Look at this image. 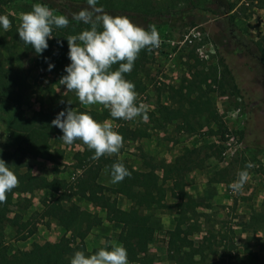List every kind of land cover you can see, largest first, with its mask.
<instances>
[{"label":"rangeland","instance_id":"374dc122","mask_svg":"<svg viewBox=\"0 0 264 264\" xmlns=\"http://www.w3.org/2000/svg\"><path fill=\"white\" fill-rule=\"evenodd\" d=\"M138 1L132 0V4ZM211 1L157 0L154 4L156 9L163 12L159 21L151 24L158 30L161 44L151 51L145 49L141 56L139 75L146 85V90L138 93L137 102L147 105V113L156 111L160 104H167L176 119L159 129L153 128L148 119L145 121L141 117L132 121L120 120V123L112 120L116 130L124 138L123 147L114 156L136 168L150 163L155 165L157 172H162L160 162L164 158L160 155L161 152L157 151V146L163 143L173 151L176 143H182L180 153L191 150L192 157L199 163L193 170L199 171L201 165H205L210 169V179L224 180L237 179L238 173L245 170L249 162L252 163L254 167L247 169L253 177L252 182L248 181L244 187L249 185L253 186V189L238 191L228 213H225L223 219H216L220 222L219 225L214 226V223L208 220L207 229L211 235L207 236L208 241L204 243L207 247L204 248L206 253L202 263L234 264V258H223L224 250L228 249L218 248L221 240H211L215 234L212 230H216L218 226H227L226 223L231 221L230 216L251 215L253 212L264 211V7L262 0H226L234 5L230 12L233 15L231 23L227 19L228 13L213 14L205 9L211 5ZM34 3L39 2L7 0L4 6L19 23L20 15L30 11ZM190 19L196 20V24H190ZM140 23L144 28L147 26L146 21ZM33 62V53H28L23 58L28 79L33 83V87L26 94L23 107L32 113L33 109L38 107L36 101H39L41 108L56 112L64 101L61 96L65 94L66 87L59 83L60 79L53 73H49L45 85H40L38 79L48 73L40 74ZM206 75L208 79L203 83L202 79ZM91 107L97 112L103 109L102 105ZM15 110L17 108L7 99H2L0 118L12 114ZM211 110H217L221 116L222 127L217 134L205 133L206 125L218 130L210 114ZM184 117L196 127L205 124L201 132L190 133L185 128L182 129ZM104 120L106 119L100 121ZM164 130H167L165 134ZM231 135L241 141V145L232 144L229 149L227 139ZM16 143L15 135L9 131L0 132V144L7 150L14 148ZM67 146L63 142L65 154L62 160L69 162L71 151ZM224 151L226 153H223ZM62 160L58 169L67 177L72 168L71 165L62 163ZM184 179L186 182L191 180L189 172L185 174ZM19 197V193H16L12 210L18 208L21 202ZM167 200L172 201L169 193ZM67 206L70 208L69 214L63 220L72 227L73 233L66 237L71 239L77 230L84 228L83 221L88 211L80 206L77 213L78 211L72 210L70 203ZM35 208L37 211H32L28 206L22 211V215L23 219L30 221L36 229L35 222L42 217L43 212H39L41 207ZM156 209H152L151 214L158 211ZM175 210L176 208L167 209L170 213ZM195 212L189 211L191 215H195ZM181 218L182 215L179 216V219ZM241 225L247 227V221L243 220ZM121 229L113 226L104 239L121 244L118 240ZM258 232L264 236V228ZM226 235L229 236L228 233ZM262 236L252 233L244 237L247 238V242L243 243L244 248L252 255L250 264H264L263 253L252 252L249 248L258 249L260 245H264V240H260L264 239ZM95 239L93 237L91 243H96ZM29 243V239H17L14 227L5 225L0 229V264L6 261L12 252L28 247ZM223 245L229 248L230 242L225 239ZM176 259L170 257L164 249H158L150 250L144 260L145 264H178ZM129 264L139 263L129 261Z\"/></svg>","mask_w":264,"mask_h":264},{"label":"trees","instance_id":"16d2710c","mask_svg":"<svg viewBox=\"0 0 264 264\" xmlns=\"http://www.w3.org/2000/svg\"><path fill=\"white\" fill-rule=\"evenodd\" d=\"M7 0H0V15H7L11 21V28L5 31L0 25V105L2 99H7L14 107L16 112L11 117L8 127L11 130L24 133L20 143L13 151L0 148V158H2L9 168L17 175L19 184L11 192L7 193V202L0 203V229L5 225L14 227L17 239L24 240L31 236L34 231V225L23 219L22 211L30 204V198L23 196L16 210H12L14 195L16 193L31 194L38 189H48L53 192H59V196L53 201L45 204L46 213L53 218L63 220L69 214L70 208L62 204V200L69 194L79 196L94 206L105 209V219L109 222H119L122 229L118 234V240L127 250L128 261L145 264V257L148 255L149 243L155 234V228L150 225L151 210L154 208L179 209L181 219H178L176 225L168 230L167 253L170 257L176 258L182 254L184 260L181 264H203L202 250L200 247L192 248L190 240L186 237V232L181 228L184 213L194 210L197 203L190 201V194L185 191L186 181L184 176L192 171L197 164L192 157V151L179 153L172 161L162 160L160 167L162 173L156 171L155 165L144 163L142 168H136L127 161L117 156H102L98 160H93L94 150L85 147L82 151L73 153V168L76 170L73 180L53 177L47 175H35L24 172L26 166L24 157L30 156L41 158L53 163L52 171L58 172L60 161L64 157V148L62 131L51 124L57 113L65 110L67 107H73L79 111L84 108L75 92H65L62 105L58 111H49L40 108L33 112L31 116L25 114L23 105L26 102V94L33 87V83L28 79L27 69L23 65V58L28 53L34 54V67L40 71V74L53 73L57 79L67 73L65 66L70 64L68 57L67 37L77 35L82 30L89 27L81 21L72 19V14L79 12L87 7V0H36L43 3L53 10L57 15H67L69 25L66 28L53 27L52 37L48 39V48L41 54H37L31 45L25 44L20 40L17 33L21 22H16L14 16L6 11L4 4ZM157 0H139L132 4V0H99L97 6H102L104 11L112 15H126L130 20L138 25L140 21H146V30L149 25L156 23L161 18L163 12L155 8ZM264 7V0H262ZM233 4L226 0H212L206 10L213 14L228 13L227 19L233 22V15L230 14ZM190 24H196V20L190 19ZM57 41H60L58 44ZM144 50H141L136 59L133 69L125 74L126 79L132 81L137 93H143L146 85L142 81L140 72V59ZM51 63L54 67L49 70ZM114 68L118 65H114ZM38 74V75H40ZM208 79L206 75L202 82ZM70 103V104H69ZM97 121L111 119L116 123L120 120H114L110 116L108 109L103 108L101 112L92 110L90 113ZM213 122L218 130L207 126L206 134H217L222 127L220 115L217 110H211ZM148 120L153 128L159 129L166 126L176 119L175 114L167 104H160L156 111L147 113ZM183 126L190 133H199L205 124L199 127L191 124L185 117L182 119ZM128 136H125L127 138ZM77 142V141H74ZM122 162L131 172L130 177H125L123 181L116 183L115 186H109L98 181V176L103 168L111 176V167L114 163ZM79 170V172H77ZM68 192V193H67ZM173 199L167 202V194ZM118 195H123L129 201L127 208L118 206ZM85 226L82 230H77L73 238H61L57 241H45L43 243L33 242L29 249H18L9 255V258L2 264H70L73 254L82 250L86 254L95 252L99 248L87 249L84 238L93 225L102 223V218L97 214L88 213L83 221ZM264 228V211L253 212L247 224V229L253 233ZM79 239L78 241L76 239ZM223 248L228 249L229 258H235L236 254L229 251L234 248L232 243ZM188 247V250H183ZM199 253L200 259L194 260V254Z\"/></svg>","mask_w":264,"mask_h":264},{"label":"clouds","instance_id":"9594fccd","mask_svg":"<svg viewBox=\"0 0 264 264\" xmlns=\"http://www.w3.org/2000/svg\"><path fill=\"white\" fill-rule=\"evenodd\" d=\"M98 0H87V7L72 14V19L81 21L88 28L67 39L70 64L65 66L67 73L59 80L66 87V92H75L81 105L86 110L79 111L67 107L57 113L51 124L59 128L61 139L67 145L82 141L90 150H94L93 160L102 156H113L120 152L124 138L116 130L112 120L97 121L90 114L93 105H102L108 109L114 120L132 121L137 117L148 119L147 105L138 103V93L132 81L125 74L132 71L141 50L151 51L158 48L161 39L154 25L146 30L130 20L126 15H112L97 6ZM17 33L20 40L31 45L37 54L48 48V39L53 35V27L66 28L69 25L67 15L54 14L43 3H34L30 11L20 15ZM0 25L5 31L12 26L7 15H0ZM59 44L60 41H57ZM114 65L118 67L114 68ZM54 67L49 63L48 68ZM70 104V103H69ZM246 165L238 173V178L231 184L233 191L243 189L250 179ZM131 172L122 162L111 167V182L119 183ZM19 184L17 175L0 158V203L7 202V193ZM101 247L86 254L76 251L70 264H129L127 250L123 245L112 240H101Z\"/></svg>","mask_w":264,"mask_h":264},{"label":"crops","instance_id":"0c3cea01","mask_svg":"<svg viewBox=\"0 0 264 264\" xmlns=\"http://www.w3.org/2000/svg\"><path fill=\"white\" fill-rule=\"evenodd\" d=\"M48 75H43L38 79V83L40 85H45V81L49 77ZM66 90H64V93ZM36 104L38 107H35L32 111V113L29 112V110H25V114L27 116H31L34 111L41 108L40 102L36 101ZM84 106V105H83ZM16 112V110L10 114L6 115L3 118H0V132L1 131H9V133H12L17 138V143L14 146V148L9 149V151H13L16 146L20 143L21 139L24 136V133L11 130L8 127L9 121L13 114ZM109 119V118H108ZM111 120V119H109ZM167 130H164L163 134H165ZM182 143H176L174 146L173 151L169 149L165 144H159L157 146V151L161 152L160 155H163V158L166 162L172 161L179 153L180 149L182 147ZM86 145L83 144L82 141L77 140V142H73V144L68 145L67 148L71 151L70 153V161L67 162L66 160H62V163H67L71 165L72 171L70 175L67 177L64 175V173L59 170L58 172L54 173L52 171L53 169V163L51 161L41 159V158H34L30 156L24 157V162L26 166L24 167L23 171L28 172L35 175H41L45 174L48 176V178L53 177H59L64 178L65 180L69 181L70 177L72 176L76 170L73 168V153L76 151H82ZM0 148L6 149L2 144H0ZM7 150V149H6ZM176 151V153L174 152ZM174 152V153H173ZM188 152V151H187ZM185 153V152H183ZM65 154V152H64ZM29 163V165H28ZM201 170H192L189 172V177L191 178L190 181L186 182L185 185V191L190 194V201L197 203V205L194 208L195 215H191L189 211L184 213V220L181 223V228L186 232V237L190 240L192 248L200 247L202 250V255L204 257L205 250L207 246H204V243H207L208 237L211 234H208L209 231L207 229L208 227V220L211 221V223H214V226L219 225L220 222L216 221V219H223L225 213H228V209L234 203L236 200V195L238 194V191H233L231 188V184L237 180V179H230V180H224V179H210L209 178V171L210 169L208 166L201 165ZM60 168V166H58ZM162 170V169H161ZM78 171V170H77ZM161 174L162 172H158ZM106 178V179H105ZM253 177L250 175V179L248 181H251ZM98 181L109 185V186H115L116 183L111 182V176L108 174V171L103 168L98 176ZM252 182V181H251ZM250 182V183H251ZM244 190L251 191L253 189V186L247 185L246 187H243ZM241 191V190H239ZM68 193V192H67ZM16 195V194H15ZM14 195V196H15ZM20 197L27 196L30 198V208L32 211H37L35 207H41L39 212H43L42 217L38 219L36 224V229L34 233L29 236L27 239L30 240V243L33 242L37 243H43L45 241H57L61 239L63 236L66 238L68 235L73 233L72 227H70V224L65 225L61 221H59L56 218H53L52 216H49L46 213V207L45 204L53 201L55 198L59 196V192H53L48 189H38L35 190L33 193L28 194L21 192L19 193ZM118 206L121 208H127L129 206V201L126 197L123 195H118L117 198ZM166 199H168V194ZM173 200V199H172ZM62 204L64 206L70 205L73 206V211H80V206H83L86 211H88L89 214L95 215L97 214L99 217L102 218V223L93 225L86 237L84 238L85 245L87 249L92 248H98L101 245V240H104L105 235L109 234V230L113 228V226H118L122 228V224L119 222H109L105 219V209L102 207L94 206L89 201L76 196L69 194L65 199H63ZM167 202H170L167 200ZM156 212L151 214L150 216V225L155 228V234L153 239L149 243V251L150 250H163L167 253V244H168V230L172 229L175 225L177 220L179 219L180 213L179 209H176L175 212L170 213L167 211V209L164 208H157ZM77 216V214H75ZM74 216V217H76ZM250 215L245 214H239L237 216H230L231 221H229L227 226H218L216 230H212L213 233H215L212 236L213 238L221 240V244L218 245V248H223V243L226 241H229L234 246L233 249H231L229 252L232 254H236V263L234 264H250L251 261V253H249V250H245L243 243L247 242L248 235L252 234L253 232L249 231L246 226H242L241 222L244 220L249 221ZM65 218V217H64ZM68 221V220H67ZM223 224V222H221ZM226 233L229 234V236L226 235ZM256 235L262 236L258 231L255 232ZM95 237L96 243H91L92 238ZM243 239H241V238ZM264 237V236H262ZM261 241L264 239L261 238ZM30 243L28 247H24L23 249H29ZM242 243V245H241ZM252 249V252L257 251V253H263L264 255V245H260L258 249H253L252 247H249ZM183 250H188V247H184ZM148 251V252H149ZM227 250H224L223 258H227L229 255L226 253ZM194 260L200 259V254L195 253L193 255ZM176 261L178 264H181L184 260V256L182 254L177 255ZM140 264V263H139ZM142 264V263H141Z\"/></svg>","mask_w":264,"mask_h":264},{"label":"built area","instance_id":"2783aa9c","mask_svg":"<svg viewBox=\"0 0 264 264\" xmlns=\"http://www.w3.org/2000/svg\"><path fill=\"white\" fill-rule=\"evenodd\" d=\"M227 140H228V141H227V145L229 146V147H228L229 149H231V145H232V144H236V145L239 146V145H241V143H242L241 141H238V140H237L234 136H232V135H231V136H228V139H227ZM223 153H226V152L224 151ZM77 172H79V170H78ZM75 174H76V173H73V174H72L70 180H73V179L75 178Z\"/></svg>","mask_w":264,"mask_h":264}]
</instances>
